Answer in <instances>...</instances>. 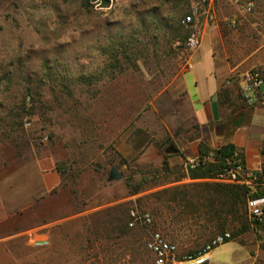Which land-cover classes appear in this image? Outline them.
Wrapping results in <instances>:
<instances>
[{"label": "rangeland", "instance_id": "rangeland-1", "mask_svg": "<svg viewBox=\"0 0 264 264\" xmlns=\"http://www.w3.org/2000/svg\"><path fill=\"white\" fill-rule=\"evenodd\" d=\"M247 1L253 7L244 12ZM190 4L0 0V195L13 194L0 202V264L149 262V231L124 226L131 208L149 211L150 229L162 232L180 253L221 231H236V225L207 226L205 183L216 181L176 183L187 171V158L166 151L180 144L178 137L191 140L200 132L174 103L194 53L186 36L195 31L198 49H212L225 70L256 68V48L264 47V3L214 0V22L201 14L186 27L181 19ZM231 15L241 22L227 25ZM120 43L126 54L118 55V65L113 55ZM110 53L117 65L105 69ZM44 60L52 64L51 80L37 87ZM78 75L82 80H75ZM58 80L67 82L69 94ZM27 86L33 89L29 95ZM258 101L264 106L263 97ZM22 103L31 114L19 108ZM226 114L224 109V120ZM253 123L264 127V108ZM250 138L252 157L262 159L248 169L253 171L264 165V138ZM44 159L60 178L51 190L42 186L38 163ZM112 166L120 179L108 180ZM245 220L248 229L213 248L208 264H264V222L256 224L249 210ZM44 239L47 244L33 243Z\"/></svg>", "mask_w": 264, "mask_h": 264}, {"label": "crops", "instance_id": "crops-1", "mask_svg": "<svg viewBox=\"0 0 264 264\" xmlns=\"http://www.w3.org/2000/svg\"><path fill=\"white\" fill-rule=\"evenodd\" d=\"M193 52L189 59L191 67H186L182 74V89L174 94V103L176 110L178 109L180 112L182 110L183 113H187L189 120L199 126L200 132L191 140L178 137L180 144L176 148L170 146V151L166 153H178L180 157L189 158L188 155H199L198 147L200 142L205 143L210 148H217L223 144L232 143L242 150L247 169L259 167L262 159L252 157L254 154L256 155V152L253 150V146L250 145L252 141L250 136L257 135L261 139L264 138V127L256 126L253 123V116L264 106L257 105L250 109L239 125L235 126L233 120L227 122V117L224 120V108H221L218 103V91L223 87L230 90L237 89L240 92L238 84L230 80V75L236 72L238 66L236 65L232 68L228 66L225 70L223 68L224 65H220L216 61L213 50L207 46H203ZM256 68L262 71L264 79V47L256 48ZM187 80H189V83ZM188 84H192L193 89L191 91ZM231 97L234 98V95ZM262 97L264 98V83L261 86V94L258 96V100L262 99ZM258 100L256 102H259ZM38 166L43 171L41 172V181L44 189L51 190L56 187L60 178L57 171L53 169L52 163L44 159L39 161ZM185 179L189 178L182 176V179L175 182L180 183ZM7 188L14 192V186L9 185ZM33 188L35 189L36 187L34 186ZM12 197L13 194L11 192L8 194L2 193L0 202L3 203L4 199H11ZM2 216L4 215L2 214ZM28 235L32 237V232H28ZM37 241L48 242L46 239Z\"/></svg>", "mask_w": 264, "mask_h": 264}, {"label": "built area", "instance_id": "built-area-1", "mask_svg": "<svg viewBox=\"0 0 264 264\" xmlns=\"http://www.w3.org/2000/svg\"><path fill=\"white\" fill-rule=\"evenodd\" d=\"M214 0H190V12L181 19L183 26H192L196 18L204 14L209 22H214L216 17L213 10ZM264 3V0H262ZM253 7L252 1H247L243 6L244 12H249ZM225 23L229 26L237 25L241 22L238 15H231L224 19ZM185 44L190 50H197L200 45V39L195 31L190 32L186 39ZM186 67H191V61L188 60ZM230 80L238 84L240 93L243 99L248 104H253L257 101L258 96L261 94V86L264 83L263 73L258 68H251L243 72H233L230 75ZM27 127L30 122L24 123ZM212 158L207 156H192L186 159V169H195ZM256 176L252 171L244 168L242 163L236 155L230 159H226V165L212 178L208 180L223 182V183H241L249 185L251 190H254V182ZM250 215L258 220L264 222V197H252L247 203ZM153 224V217L149 211L131 208L128 212L127 225L129 228L141 227L149 231L148 238L145 243L147 251L151 255L149 262L140 264H208L210 262L209 254L213 248L231 239L229 231H221L212 236L200 248L180 253L175 243L168 240L162 232L157 229H150ZM31 237V236H30ZM34 245L47 244L46 241H34ZM134 264V263H133Z\"/></svg>", "mask_w": 264, "mask_h": 264}, {"label": "trees", "instance_id": "trees-1", "mask_svg": "<svg viewBox=\"0 0 264 264\" xmlns=\"http://www.w3.org/2000/svg\"><path fill=\"white\" fill-rule=\"evenodd\" d=\"M90 1L92 0H85V3L89 4ZM94 1L101 2L103 5L108 4V0ZM189 12L190 8L185 14H183V16L189 14ZM116 53L117 55H113L115 56L114 62L120 65L121 63L118 55L120 54L121 57H123V55L126 54L125 47L122 45V43L118 44ZM113 56L112 53H110L109 61L105 64V69L108 67L110 68V66L113 67L117 65L116 63H112V61H110ZM41 65L45 68L46 72H44V75L35 80L37 87L47 83L48 80H51V76L48 73L52 68L51 62L44 60ZM59 78L65 80L64 76ZM78 79L82 80V77L78 75L75 80L78 81ZM58 81L59 84H61L62 87L66 89L65 92L69 94L70 89H68L67 82L64 83L60 80ZM32 90V87L27 86V95H29ZM232 95H234V98L231 97ZM218 103L221 108L226 109L227 122L233 120L235 126L241 123L248 110L258 105L257 102L248 104L237 89L230 90L223 87L218 91ZM19 108L22 111H27L31 114V111L25 109L24 103H22ZM198 148L200 156L210 155L212 159L195 169H188L187 172L182 176H187L191 180L212 178L218 171L221 170V168L226 165V159H230L233 155H236V158H238L243 167L246 168L242 150L237 148L232 143L223 144L217 148H210L209 146L205 145V143L200 142ZM163 167L165 170L169 169L167 156H164L163 158ZM252 172L256 176L255 181H253L255 184L253 185L254 190L252 193H250V186L246 184L223 182L205 183V185L209 187L207 190L209 192L208 204L204 206V214L206 215L204 218L208 223V227L223 230L227 226L234 227L236 225L238 228H236L235 232L231 233L232 237L241 234L248 229V223L245 222L248 212V200L252 197H264V165L259 169L253 170ZM136 192L137 190L133 191L132 193ZM254 222L258 225L260 224L258 220H255ZM124 226L128 227L127 222L124 223Z\"/></svg>", "mask_w": 264, "mask_h": 264}, {"label": "water", "instance_id": "water-1", "mask_svg": "<svg viewBox=\"0 0 264 264\" xmlns=\"http://www.w3.org/2000/svg\"><path fill=\"white\" fill-rule=\"evenodd\" d=\"M120 178H121L120 173L118 172V170L114 166H112L110 168V172H109V175H108V180H117V179H120Z\"/></svg>", "mask_w": 264, "mask_h": 264}]
</instances>
